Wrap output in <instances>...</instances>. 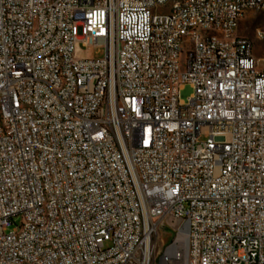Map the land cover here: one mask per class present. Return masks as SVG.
Wrapping results in <instances>:
<instances>
[{
    "label": "built area",
    "instance_id": "1",
    "mask_svg": "<svg viewBox=\"0 0 264 264\" xmlns=\"http://www.w3.org/2000/svg\"><path fill=\"white\" fill-rule=\"evenodd\" d=\"M250 12L0 0V264H264Z\"/></svg>",
    "mask_w": 264,
    "mask_h": 264
},
{
    "label": "rangeland",
    "instance_id": "2",
    "mask_svg": "<svg viewBox=\"0 0 264 264\" xmlns=\"http://www.w3.org/2000/svg\"><path fill=\"white\" fill-rule=\"evenodd\" d=\"M257 28H264V12H250L248 17L240 23L238 35L247 37L254 41L253 54L255 58L259 59L260 67L264 69V42L256 39L255 31ZM93 54L95 57H102L104 55V51L100 50L98 53L94 51ZM21 224L22 217L15 216L9 229L12 230L15 227H20ZM162 235L165 240H171L169 234L162 233Z\"/></svg>",
    "mask_w": 264,
    "mask_h": 264
}]
</instances>
